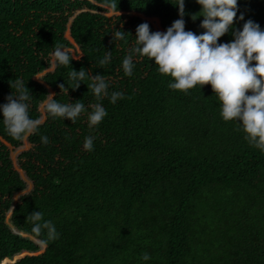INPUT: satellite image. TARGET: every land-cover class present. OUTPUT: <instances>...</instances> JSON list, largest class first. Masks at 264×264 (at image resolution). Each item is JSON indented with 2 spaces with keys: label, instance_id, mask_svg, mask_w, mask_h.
Masks as SVG:
<instances>
[{
  "label": "trees",
  "instance_id": "1",
  "mask_svg": "<svg viewBox=\"0 0 264 264\" xmlns=\"http://www.w3.org/2000/svg\"><path fill=\"white\" fill-rule=\"evenodd\" d=\"M111 2L117 11L106 6ZM175 5L0 0V105L15 94L9 84L21 79L34 119L50 93L59 103L85 106L75 123L45 119L16 162L11 157L23 139L10 136L0 118V264H264V151L244 139L238 121L222 119L210 85L172 90L171 77L139 55L132 75L124 74L137 26L164 32L180 18ZM184 12L185 30L202 34L203 18L192 19L200 12L196 0H185ZM247 20L264 30V0H238L234 24L218 43L231 42ZM116 30L129 35L112 39ZM57 45L70 51L69 66L53 67ZM82 68L104 75L109 95L124 98L97 101L88 79L72 90L68 74ZM97 102L107 115L89 127V105ZM35 211L58 233L46 246L39 243L46 231L37 237L26 221Z\"/></svg>",
  "mask_w": 264,
  "mask_h": 264
},
{
  "label": "clouds",
  "instance_id": "2",
  "mask_svg": "<svg viewBox=\"0 0 264 264\" xmlns=\"http://www.w3.org/2000/svg\"><path fill=\"white\" fill-rule=\"evenodd\" d=\"M200 12L192 16L195 20L202 17L200 27L204 30L197 35L185 30L184 4L185 0H176L179 19L175 20L164 32L150 31L147 23H141L136 28L135 46L122 60V68L126 76L133 71V56L148 57L154 61L158 72L171 77L168 87L172 90L187 92L199 85H210L213 94L220 103V116L226 122L238 121L244 139L253 147L264 151V30L252 20L243 23L242 29L233 30L231 42L218 43L221 37L232 28L237 15L238 0H196ZM117 11L115 2L106 5ZM119 13V12H118ZM244 20L243 15L239 17ZM129 35L121 30L112 34V39L124 40ZM73 59L70 51L57 45L52 53L53 67L69 66ZM111 59L108 51L101 66ZM69 78L73 82L72 90L79 88L82 81L88 79L87 88L91 89L97 101L109 97L110 103L123 99V93L113 92L109 95L108 83L104 75H89L83 68L78 72L71 70ZM15 89L6 97V103L0 105V118L6 131L17 140L37 133L39 127L49 116L63 118L75 123L85 112L84 104L78 100L75 103H59L55 93L46 95L41 103L40 118H32L29 113V103L32 96L25 87V82L15 79L9 84ZM60 92L67 93L64 83L58 85ZM91 111L87 114L89 127L99 125L107 112L102 103L89 105ZM94 137H86L83 147L86 151L93 148ZM44 144L48 143L46 136H41ZM32 224L31 232L39 237L46 231L47 239L39 243L46 246L48 241L58 238V233L51 220H44L43 213L35 211L26 217ZM141 259H150L144 253Z\"/></svg>",
  "mask_w": 264,
  "mask_h": 264
},
{
  "label": "rangeland",
  "instance_id": "3",
  "mask_svg": "<svg viewBox=\"0 0 264 264\" xmlns=\"http://www.w3.org/2000/svg\"><path fill=\"white\" fill-rule=\"evenodd\" d=\"M66 35H67V34H66ZM42 74H43V73L39 74L38 77H37V79H39V77H40ZM29 146H30V145L27 143L26 138L23 139L21 147H19V148L13 153V155H12V157H11L12 160H13V162H16V156H17V154L20 153L21 151H24V150L28 149ZM27 184H28V189H29V188H30V182H27ZM28 189H26L25 191H27ZM43 248H44L43 246H40V250H39V252H41V251L43 250Z\"/></svg>",
  "mask_w": 264,
  "mask_h": 264
}]
</instances>
